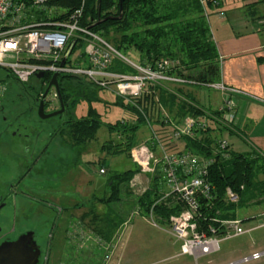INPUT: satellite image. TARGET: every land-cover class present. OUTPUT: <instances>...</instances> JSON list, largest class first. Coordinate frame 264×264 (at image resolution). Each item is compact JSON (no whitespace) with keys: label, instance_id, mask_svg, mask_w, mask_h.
Wrapping results in <instances>:
<instances>
[{"label":"built area","instance_id":"built-area-1","mask_svg":"<svg viewBox=\"0 0 264 264\" xmlns=\"http://www.w3.org/2000/svg\"><path fill=\"white\" fill-rule=\"evenodd\" d=\"M211 1L214 6L220 2ZM84 8V0L69 12L50 4L49 0H0V70L5 72L0 77V100L12 83L27 84L37 80L45 86L56 74L58 83L60 78L63 82L83 81L96 89L109 90L115 97L136 107L144 115L149 135L129 150V157L138 171L129 180L128 187L133 196H140L151 190L153 184L156 198L147 211L142 212L136 205L135 212L148 217L153 225H166L168 233L180 242L182 254L196 259L218 251L221 240L243 234L246 230L237 217L220 220L222 228H199L198 221L202 217L200 199L210 200L212 196L213 185L208 179V170L214 157H204L183 146L171 148L183 143V137H191L195 130L205 129L212 122L229 125L234 119L237 90L221 81L201 83L179 75L173 72L175 65L179 64L175 60L160 58L153 62H133L127 59L101 32L86 25L88 19L85 20ZM72 41V48L65 57ZM40 72L42 76L37 77ZM189 85L217 89L221 103L216 109L220 114L203 109L202 115L187 114L179 120L173 119L160 102L158 89L172 91L171 86L184 88ZM147 94L153 95L158 103L157 115L164 124L160 130L136 103L137 98ZM55 96L54 91L52 99ZM178 97L191 102L184 96ZM254 99L264 104V98ZM192 104L198 107L196 103ZM215 144L216 151L227 156L229 142L218 138ZM106 172L105 166L98 167V173ZM226 198L234 202L237 196L227 189ZM158 204L178 208V211L163 218L155 212ZM255 218L257 223L253 228L263 227L264 211ZM121 232L117 230L111 236V244L106 246L100 235L89 232L76 221L71 226V239L84 243L94 238L93 243H100V247L110 252L119 242ZM262 255L264 251H255L238 262L258 259Z\"/></svg>","mask_w":264,"mask_h":264},{"label":"trees","instance_id":"trees-1","mask_svg":"<svg viewBox=\"0 0 264 264\" xmlns=\"http://www.w3.org/2000/svg\"><path fill=\"white\" fill-rule=\"evenodd\" d=\"M81 1L49 0V3L69 12L77 7ZM84 2V16L85 20L88 19L86 25L89 27L98 18L118 15L119 0H84ZM194 2L199 14L195 19L180 21L176 16L177 10L183 9L180 4H176L177 7L175 8L172 4L163 3L162 0H123L122 16L119 19H106L92 26L91 29L101 32L107 40H109L107 35L110 31H120L119 43L117 46L115 45L116 49L119 51L134 49L139 58L137 62H153L160 58L171 59L179 63L175 65L173 72L201 83L217 82L218 54L211 39L207 20L202 14V5L199 0ZM204 3L210 8L214 6L211 0H205ZM113 11H116V13H113ZM71 84L72 80L63 82L60 78L59 85L64 91L66 100L73 105L75 98L70 92ZM179 89L182 88L179 87L177 90L173 89L172 91L158 89L159 100L172 118L179 120L187 114L202 115L204 108L198 105V107L193 106L192 103H198L190 94L185 96L191 102L187 103V101L180 99L177 95ZM136 103L148 116L153 126L160 130L164 124L158 118L157 103L154 101L153 95L147 94L137 98ZM127 108L134 114L135 122L122 121V118L116 125H108V128L116 131L122 140L116 143L113 152L111 150L112 146L106 143H103L101 148L114 155L126 153L129 157V150L138 142L131 141L132 143H130L127 139H135L136 131L142 123H145V118L136 107L129 105ZM210 111L215 115L220 114L217 109ZM93 112V109L88 107L87 115L84 118H73L71 138L77 144L95 138L102 122L98 119V114ZM224 128L225 125L215 121L205 129L195 130L191 137H183V148L192 150L204 157H214V162L208 170V179L213 185L212 196L210 200L200 199L202 217L198 223L199 228L206 230L209 226L222 228L220 220L236 218V215L228 218L221 213L225 209L234 206L232 201L230 203L226 201L227 189L237 196V204L242 207L249 198L255 196L259 188V183L254 182L258 171L264 172V154L254 150L235 152L231 147L227 152V156H223L216 151L217 146L215 143L219 137H216L215 134ZM124 142H127V144ZM122 145H126L125 148ZM171 149H178V147ZM101 166H105L107 169L104 158L98 162V167ZM137 171L136 165L122 172L109 171L107 196L97 198V201L106 206L112 203H120L123 201V193L131 196L133 203L139 205L142 212L147 211L154 202V198H156L153 192L154 186L152 184L151 190H147L140 196H133L128 187V182ZM262 191L263 189L260 190V192ZM177 209L158 204L155 207V212L157 215L167 218L171 213H176Z\"/></svg>","mask_w":264,"mask_h":264},{"label":"rangeland","instance_id":"rangeland-1","mask_svg":"<svg viewBox=\"0 0 264 264\" xmlns=\"http://www.w3.org/2000/svg\"><path fill=\"white\" fill-rule=\"evenodd\" d=\"M194 1L162 0L163 3L172 4L175 8L177 7L176 4L182 6L183 9L176 12V16L180 21L195 19L199 14ZM199 1L202 5V14L206 19L208 9L204 2ZM113 13H116V11H113ZM119 36L120 31L114 32L112 30L107 35L108 41L115 47L119 43ZM120 53L133 62L139 59L136 51L132 48L128 51L121 50ZM70 88L71 95L75 98L74 104L71 105L74 118H84L87 115L88 107H91L93 113L98 114L97 117L102 122L94 139L82 141L78 144L71 140L72 149L77 154L82 153L72 163L68 180L70 216H73L74 223L78 221L80 224L85 225L89 232L100 235L106 246L111 244V236L117 230L122 232L119 242L116 243L115 247L113 243L114 248L110 252L100 247V243H93L94 238H92L84 243L75 244L76 242H73L72 244L75 245H72V248H77V251L72 250L70 255L66 254V256L60 257L57 250L61 243L57 236L53 243V257L50 264H58V259L65 260V264H229L231 262H235L234 264H264V255L246 262H238L241 257L237 259L236 256L228 255L230 250L239 245L244 247V254L249 253V251L245 252L249 249L248 245L256 239L258 234L264 233V226L238 237L221 240L218 251L195 259L191 255L180 252V242L168 233L166 225L160 223L153 225L148 217L135 212L136 205L133 203L131 196L122 193L123 201L120 203H112L109 206L98 204L95 199L107 196L109 171L122 172L134 167V163L126 153L114 155L101 148V145L106 143L112 146L111 150L113 152L116 143L122 140L116 131L108 128V125L114 126L122 118V120L133 123L135 122L134 114L127 108L130 105L129 103L115 97L109 90L96 89L83 81H72ZM188 89L199 99V103L207 108L214 107L220 96L219 91L213 87L189 85ZM223 132L225 134L226 131ZM148 135V127L145 123H142L136 131L135 139H127V141L130 143H132L131 141L141 142ZM234 139L235 137L231 136L233 150L241 152L246 149L244 142L235 141ZM125 146L122 145L123 148ZM103 158L105 159L107 172L100 174L98 173V162ZM254 182L259 183L255 196L249 198L242 207L238 206L236 199L232 202L234 206L225 209L221 212L222 215L228 218L236 215L240 219L252 217L253 215V218H255V213L260 214L261 211H264V172L258 171ZM261 189H263L262 192H260ZM226 201L230 203L229 199ZM80 202H82V209L74 212L75 207ZM82 211L83 213H81ZM125 221L126 224H123ZM254 223H257L256 220ZM246 225L243 227H246Z\"/></svg>","mask_w":264,"mask_h":264},{"label":"flooded vegetation","instance_id":"flooded-vegetation-1","mask_svg":"<svg viewBox=\"0 0 264 264\" xmlns=\"http://www.w3.org/2000/svg\"><path fill=\"white\" fill-rule=\"evenodd\" d=\"M46 87L37 80L12 83L0 100V245L30 236L35 264H50L57 236L59 257L79 244L71 239L68 204L70 170L81 156L72 151L74 116L61 85L63 108L57 95L52 99L54 87L43 94Z\"/></svg>","mask_w":264,"mask_h":264},{"label":"crops","instance_id":"crops-1","mask_svg":"<svg viewBox=\"0 0 264 264\" xmlns=\"http://www.w3.org/2000/svg\"><path fill=\"white\" fill-rule=\"evenodd\" d=\"M219 1L216 7L206 6L208 9L207 25L218 54L217 79L237 92L234 95L236 102L234 119L215 136L225 138L232 150L231 136H234L235 141H242L246 146V149L241 152L254 150L264 154V104L254 99V97L264 98V0ZM171 87L177 90L176 87ZM177 93L181 96L190 94L197 101L198 106L208 110L216 109L221 103L220 93L216 105L208 108L199 103V99L188 87L179 89ZM222 130L226 131L225 134ZM182 146H184L183 143L177 147ZM97 203L103 205L101 202L97 201ZM81 209L82 207L78 205L74 212ZM241 220L242 227L247 224L243 227L246 230L245 233L257 229L253 228L256 220L253 215ZM248 248L245 252L249 251V253L244 254V247L236 246L228 252V255L239 259L255 251H264V233L258 234L256 239L250 242Z\"/></svg>","mask_w":264,"mask_h":264},{"label":"water","instance_id":"water-1","mask_svg":"<svg viewBox=\"0 0 264 264\" xmlns=\"http://www.w3.org/2000/svg\"><path fill=\"white\" fill-rule=\"evenodd\" d=\"M122 3L123 0H119V11L118 15H108L103 18H98L96 21L92 23V26L99 24L100 22L106 19H119L122 16ZM74 41L70 44L69 48L65 53V57L69 54ZM5 74L4 71L0 70V77ZM37 77H41L42 73H37ZM53 86L56 92V95L59 100V104L61 108L64 107L60 87L57 80V75L53 74L50 78L47 87L44 91V95H46L48 89ZM40 108V106H39ZM60 109L57 112H60ZM43 116V115H42ZM45 116V115H44ZM37 249L35 248L34 242L31 241L30 236L28 235H21L17 239L13 241H7L0 245V264H35L37 260Z\"/></svg>","mask_w":264,"mask_h":264}]
</instances>
